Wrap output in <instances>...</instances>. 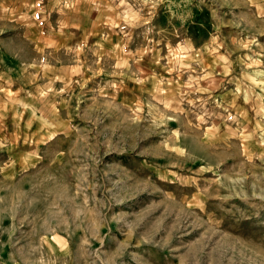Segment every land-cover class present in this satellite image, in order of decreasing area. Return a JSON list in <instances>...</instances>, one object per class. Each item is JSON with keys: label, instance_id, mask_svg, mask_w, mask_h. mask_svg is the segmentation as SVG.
Segmentation results:
<instances>
[{"label": "rangeland", "instance_id": "obj_1", "mask_svg": "<svg viewBox=\"0 0 264 264\" xmlns=\"http://www.w3.org/2000/svg\"><path fill=\"white\" fill-rule=\"evenodd\" d=\"M0 264H264V0H0Z\"/></svg>", "mask_w": 264, "mask_h": 264}]
</instances>
